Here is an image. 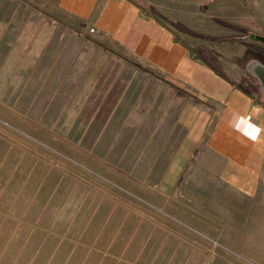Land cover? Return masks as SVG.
<instances>
[{
	"label": "rangeland",
	"instance_id": "obj_1",
	"mask_svg": "<svg viewBox=\"0 0 264 264\" xmlns=\"http://www.w3.org/2000/svg\"><path fill=\"white\" fill-rule=\"evenodd\" d=\"M45 7L0 0V264H264V139L246 190L212 155L177 182L165 158L113 160L138 75Z\"/></svg>",
	"mask_w": 264,
	"mask_h": 264
},
{
	"label": "crops",
	"instance_id": "obj_2",
	"mask_svg": "<svg viewBox=\"0 0 264 264\" xmlns=\"http://www.w3.org/2000/svg\"><path fill=\"white\" fill-rule=\"evenodd\" d=\"M211 1L209 14L201 0H44L43 11L61 32L107 51L138 75L109 147L113 160L165 158L163 173L177 182L196 159L214 167L212 155L223 162L220 174L239 177L236 184L246 190L254 184L252 155L264 139V99L244 67L252 58L247 44L222 41L230 34L224 23L243 17L226 13L222 0ZM252 13L244 20L259 18Z\"/></svg>",
	"mask_w": 264,
	"mask_h": 264
},
{
	"label": "flooded vegetation",
	"instance_id": "obj_3",
	"mask_svg": "<svg viewBox=\"0 0 264 264\" xmlns=\"http://www.w3.org/2000/svg\"><path fill=\"white\" fill-rule=\"evenodd\" d=\"M229 1L233 2V6H231L230 8H227L225 6L223 7V9H225V12L228 13L229 15H235V17H240L239 13L241 12L242 15L244 9L247 7L246 10L250 11L251 9V11L254 12L255 14L259 13V18H255L256 20L259 19L261 20V23L264 22V0H229ZM202 10H206V8H203ZM226 22L227 23H224L225 31L230 32V34H228L227 37L222 38V41L227 43H234V42L246 43L247 47L249 48L250 54H252V58L248 59L245 62L244 67H246L247 69V65L255 59L261 60L264 64V43L259 40L249 38V35H254V34L264 36V31L262 30H261L262 32L256 31L255 28L252 27L253 26V24L251 23L252 21L244 20V18L239 19L238 23L233 22L231 20H228ZM253 42H257L259 43V45L255 46L253 45ZM254 86L259 91V93L263 95L264 86H262L258 80H255Z\"/></svg>",
	"mask_w": 264,
	"mask_h": 264
},
{
	"label": "water",
	"instance_id": "obj_4",
	"mask_svg": "<svg viewBox=\"0 0 264 264\" xmlns=\"http://www.w3.org/2000/svg\"><path fill=\"white\" fill-rule=\"evenodd\" d=\"M249 38L259 40L264 43V36L258 34L249 35ZM247 70L264 86V64L261 60L255 59L247 65ZM263 99H264V87H263Z\"/></svg>",
	"mask_w": 264,
	"mask_h": 264
},
{
	"label": "built area",
	"instance_id": "obj_5",
	"mask_svg": "<svg viewBox=\"0 0 264 264\" xmlns=\"http://www.w3.org/2000/svg\"><path fill=\"white\" fill-rule=\"evenodd\" d=\"M92 30V29H91Z\"/></svg>",
	"mask_w": 264,
	"mask_h": 264
}]
</instances>
